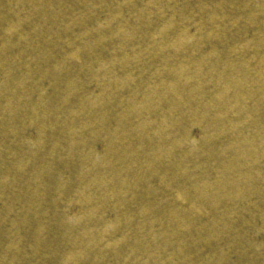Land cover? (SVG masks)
Returning a JSON list of instances; mask_svg holds the SVG:
<instances>
[{
  "label": "bare ground",
  "instance_id": "obj_1",
  "mask_svg": "<svg viewBox=\"0 0 264 264\" xmlns=\"http://www.w3.org/2000/svg\"><path fill=\"white\" fill-rule=\"evenodd\" d=\"M0 264H264V0H0Z\"/></svg>",
  "mask_w": 264,
  "mask_h": 264
}]
</instances>
